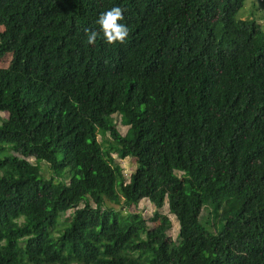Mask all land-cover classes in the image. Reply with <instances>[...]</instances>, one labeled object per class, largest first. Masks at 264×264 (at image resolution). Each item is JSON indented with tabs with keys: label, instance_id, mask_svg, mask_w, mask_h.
Listing matches in <instances>:
<instances>
[{
	"label": "trees",
	"instance_id": "obj_1",
	"mask_svg": "<svg viewBox=\"0 0 264 264\" xmlns=\"http://www.w3.org/2000/svg\"><path fill=\"white\" fill-rule=\"evenodd\" d=\"M244 2L0 0V264H264V18ZM114 6L125 42L87 45ZM142 198L176 244L168 215L150 234L105 204Z\"/></svg>",
	"mask_w": 264,
	"mask_h": 264
},
{
	"label": "rangeland",
	"instance_id": "obj_2",
	"mask_svg": "<svg viewBox=\"0 0 264 264\" xmlns=\"http://www.w3.org/2000/svg\"><path fill=\"white\" fill-rule=\"evenodd\" d=\"M237 18L242 19H249V18H255L259 23L263 24V18H264V0H245L243 6L239 9V11L236 14ZM11 59L10 54H6L3 58L0 59V66H8ZM0 116L2 118H6L8 116L6 111L0 112ZM113 119L116 125V128L121 134H124L128 126L124 125L120 120L119 114H113ZM110 137L109 135H107ZM100 139V137H98ZM107 144V143H105ZM11 153L21 156V154L11 151ZM112 156L114 157L116 163L120 165L122 168L125 181L129 180L130 174L135 170L136 162L133 158L127 156V157H121L120 155L113 153ZM61 155L60 152H58L57 159H60ZM27 160H29L31 163H34V157L29 156L26 157ZM42 165V173L46 177L53 176L57 180L58 178L62 179V177H59L56 174V171L46 162H41ZM61 175L65 178V183L67 184L69 181V178L73 175H75L74 169H63L60 171ZM106 206L114 207L115 209H118L123 215H127L128 213H134L141 215L145 220L148 222V232L150 234H155L160 229V223L159 220H151L154 211L157 210L160 214H166L169 217V223L166 231V239L171 244H176L178 242V236H179V224L176 217L169 213L168 205L167 203L164 204L161 208L156 209V207L147 199L142 198L140 199L135 205H124L123 202L120 204H112L108 201H106ZM72 210H69L66 212V215L70 213ZM214 207L211 205H205L201 212V220L205 223H207V227L211 230H219L221 228V225L214 221ZM215 227H212V226ZM57 234V232H56ZM76 264V263H72Z\"/></svg>",
	"mask_w": 264,
	"mask_h": 264
},
{
	"label": "clouds",
	"instance_id": "obj_3",
	"mask_svg": "<svg viewBox=\"0 0 264 264\" xmlns=\"http://www.w3.org/2000/svg\"><path fill=\"white\" fill-rule=\"evenodd\" d=\"M122 10L118 6L111 7L100 13L95 21L97 29H85L87 45L95 46L97 40L106 45L123 44L128 36V28L122 21Z\"/></svg>",
	"mask_w": 264,
	"mask_h": 264
}]
</instances>
